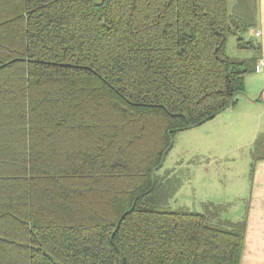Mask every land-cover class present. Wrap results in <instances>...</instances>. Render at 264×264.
Wrapping results in <instances>:
<instances>
[{"label":"trees","instance_id":"obj_1","mask_svg":"<svg viewBox=\"0 0 264 264\" xmlns=\"http://www.w3.org/2000/svg\"><path fill=\"white\" fill-rule=\"evenodd\" d=\"M238 1L0 0V264H239L245 218L172 210L154 175L255 72Z\"/></svg>","mask_w":264,"mask_h":264},{"label":"rangeland","instance_id":"obj_2","mask_svg":"<svg viewBox=\"0 0 264 264\" xmlns=\"http://www.w3.org/2000/svg\"><path fill=\"white\" fill-rule=\"evenodd\" d=\"M238 4V0H228L229 13H234ZM248 37L249 32L243 36L245 40ZM226 53L233 59L252 56L249 51L237 49L232 35L227 38ZM251 152L252 147L237 148L232 141L221 138L213 120L178 133L154 173L175 187L167 206L203 213V205L213 203L222 207L223 219L242 220L249 199Z\"/></svg>","mask_w":264,"mask_h":264},{"label":"crops","instance_id":"obj_3","mask_svg":"<svg viewBox=\"0 0 264 264\" xmlns=\"http://www.w3.org/2000/svg\"><path fill=\"white\" fill-rule=\"evenodd\" d=\"M253 1L255 26L249 31L248 38L260 46L261 58L264 57V0ZM256 32L259 34L256 35ZM212 120L218 127L220 137L232 141L237 148H251L259 136H264V65L258 71L245 76L244 91L238 95L234 106L219 113ZM250 173L243 249L239 264H264V160L256 161Z\"/></svg>","mask_w":264,"mask_h":264},{"label":"built area","instance_id":"obj_4","mask_svg":"<svg viewBox=\"0 0 264 264\" xmlns=\"http://www.w3.org/2000/svg\"><path fill=\"white\" fill-rule=\"evenodd\" d=\"M258 34H259V32H256V35H258ZM262 65H264V57H261L257 61L256 66H255V71H258Z\"/></svg>","mask_w":264,"mask_h":264}]
</instances>
